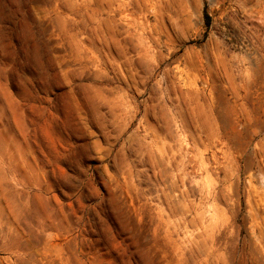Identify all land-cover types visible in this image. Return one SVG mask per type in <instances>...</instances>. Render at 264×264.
Masks as SVG:
<instances>
[{
  "label": "rangeland",
  "instance_id": "obj_1",
  "mask_svg": "<svg viewBox=\"0 0 264 264\" xmlns=\"http://www.w3.org/2000/svg\"><path fill=\"white\" fill-rule=\"evenodd\" d=\"M0 264H264V0H0Z\"/></svg>",
  "mask_w": 264,
  "mask_h": 264
}]
</instances>
